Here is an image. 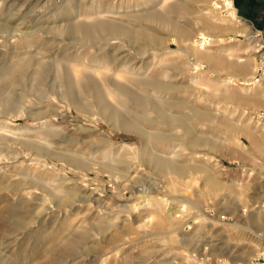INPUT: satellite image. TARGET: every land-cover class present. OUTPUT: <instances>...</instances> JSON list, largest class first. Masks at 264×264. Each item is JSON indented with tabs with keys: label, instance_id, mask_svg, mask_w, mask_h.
<instances>
[{
	"label": "rangeland",
	"instance_id": "374dc122",
	"mask_svg": "<svg viewBox=\"0 0 264 264\" xmlns=\"http://www.w3.org/2000/svg\"><path fill=\"white\" fill-rule=\"evenodd\" d=\"M25 1L0 0V71L18 52L30 64L3 88L12 104L0 103V264H45L52 244L48 240L55 235L59 242L74 227L90 237L71 256L58 257L57 264H252L264 256V92L256 91L259 81L242 83L255 72L262 82L264 34L243 16L240 0H231L232 6L225 0H163L161 8L149 0H102L104 8L118 11L109 17L143 28L160 41L152 43L155 49L144 48L141 41L133 44L146 49L144 56L104 46L99 58L113 57L114 66L120 63L118 68L137 74L150 64L157 69L152 78L180 85V96L196 98L201 91L204 102L207 93H216L211 109L222 125L208 123L209 133H204L206 124L196 125L212 144L193 147L172 141L164 148L102 112L105 106L144 125L130 100L122 106L105 89L107 81L120 80L133 92L139 90L137 82L111 70L98 79L69 67L73 54L91 64L98 57L81 46L89 41L71 28L55 29L70 26L72 6L82 0H37L30 6ZM150 11L163 12L178 29L148 20ZM200 32L209 40L205 56L215 66L211 88L202 77L179 69L193 52L186 39L198 42ZM22 33L40 39L29 45L25 37L19 39ZM175 40L182 41L184 50H178ZM39 60L48 66L42 81L34 73ZM143 60L147 63L141 67ZM119 96L124 99L122 92ZM147 146L166 157L178 148L175 161L202 164L205 171L184 177L157 172L145 158ZM36 147L42 151L37 153ZM206 173L216 177L217 189L205 183ZM159 197L167 199L162 209L146 202L156 203ZM2 215L10 221L5 223ZM22 215L34 223L15 229ZM98 225L104 233L92 230ZM85 228L88 233L80 232ZM114 234L118 237L110 243Z\"/></svg>",
	"mask_w": 264,
	"mask_h": 264
},
{
	"label": "bare ground",
	"instance_id": "6f19581e",
	"mask_svg": "<svg viewBox=\"0 0 264 264\" xmlns=\"http://www.w3.org/2000/svg\"><path fill=\"white\" fill-rule=\"evenodd\" d=\"M83 1H85V2H83ZM150 1L154 2L153 7H155V8L158 6H159V8L164 6L162 4L163 0H149V2ZM225 1H227L226 6H232L231 0H225ZM38 2L39 1H37V0H26L25 1V3H28V6H30L31 4H37ZM103 5L104 4L102 3V0H82V1H79V3L77 5L73 4V6H72L74 14L69 19L70 20V22H69L70 26H68V25L63 26V27L57 26L55 29H57L58 31H63V30H65V27L71 28L72 32L74 34L76 33V35H78L80 37V39L89 41L88 43L84 42L83 45H81V46L82 47L87 46L88 48L91 49L92 52H95V55H98L97 60H96L97 62L95 64H91V63H87V62H79L80 60L78 58H73L74 54L72 55V57L70 56L71 58L69 61H71V62H70L69 67L72 69L73 72L74 71H80L84 75L87 74V72H89L94 77H97L99 79L101 76L103 78V75L105 76L106 75L105 73L108 74V71L111 70L110 72H113V74L115 76L119 73L127 75L126 78L137 82V84L140 86L139 90L132 92V91H129L127 89L128 87H126V84H124L123 82H120V80H113V81L109 80L106 82L107 86L105 87V89H106V94H108V95H110V94L114 95V93H115L116 96L114 95V97L116 98L117 102L120 105L123 104L122 102H124V100H130L132 102L133 106L136 108V110H140V111H135V112L139 113V114H137V116L140 119L144 120V123H145L144 125L139 123L135 119H129V118H125V117L121 118L117 111H108V109L105 106H101L102 112L103 111L106 112L105 118L113 121L114 124H116L122 128H125L129 131H134V132L138 133L141 137H143L146 140L153 139L154 142L157 141L158 143H160L159 147H162V148H164L162 145H166L168 142H172V141H178L181 143L180 145L190 144L193 147L201 146V145H209L211 143L210 137L204 136L202 133H199L197 131L196 125H199V124L205 125L206 124V127H207L208 123H211V124L220 123L222 125V122L217 119L215 112L211 109L212 103L214 104V100L212 98L216 95V93H211V92L207 93V96H206L207 100H205L204 102L200 101L201 96H202V93L200 90H199L200 92H198L199 95H197L196 98L192 97L190 95L188 97L183 96V95L180 96L179 95L180 88H181L180 85H177L172 81H166V80H160L157 78H152L154 75L157 74L156 73L157 69H152V65H150V64L148 66H145L144 71H143L144 73L137 74L135 72H130L126 68V66L122 67V68H118L119 67L118 65L120 63L118 65L116 63V66H114L115 64H114V60L112 59L113 57L111 58L110 56H107L104 58H99V57H101L100 51L104 48V46L106 47V46H112L113 45V48H115L116 50L126 51L125 55H130L134 51L133 53H135L137 56H140V55L144 56L146 53V49H141V47L139 45L135 46L133 44H136L139 41H141L144 48H148L149 46H151V49H155V47H153L152 43H154V42L158 43L160 41V39H158L155 35L149 33L148 31L142 30L143 28L142 29L132 28V27H129V26L122 24L120 21H118L114 18L109 17L108 13L113 14V13H118V11H116V7H114V6H108V7L106 6L104 8ZM172 9H174V8L172 7ZM89 17H92V18L88 20L87 18H89ZM147 19L150 21L160 22V23H162V25L168 26L174 30L178 29L177 24L172 19H170L166 14H164L163 12L150 11L147 15ZM63 23H65V22L63 21ZM182 29H184V28H182ZM29 33H35V31L29 32ZM22 35L23 36H20L19 39H22L23 37H25L24 41L27 42V44L29 43V45H32L35 41L37 42V40L40 39L39 37L30 35V34L24 35L22 33ZM206 38H207L206 35L204 33L200 32L198 42L191 39V38L186 39L187 41H189L191 43V47H192L191 50L193 52H191L192 53L191 55L187 56L186 64L182 67H179V69L181 71H185V72L186 71L192 72V73H194V75L196 77H202L201 79H203L204 86H206L207 88H211V87L215 86L214 85L215 81H213V79L211 78L210 73L214 72L213 67H215V66L213 63L214 61L211 60V57L205 56V53H206L205 51L208 47L207 44L209 43L208 42L209 40L207 41ZM95 39H97L99 41V44L94 43ZM15 41H16V39H15ZM16 42H17V44L22 43V40H18ZM172 42H173V40H172ZM175 42L178 44L177 45L178 50H184L182 47V41L175 40ZM41 44H44V43H41ZM72 45L75 46V44H72ZM125 47H128V49L127 48L124 49ZM169 47L170 46H168V44H167V48H169ZM79 48L80 47L77 46L76 51H79V50H77ZM131 49L133 51H131ZM185 50H187V49L185 48ZM73 52H75V51H73ZM13 57H14L13 58L14 60L12 59L13 61L11 63H9L8 65L7 64L4 65L3 68L1 67V71H0V103L8 105V106H10L12 104V98L3 96V92H2L3 88L5 87L6 83H8V84L14 83L17 80V77L20 76L26 70V68L28 69V67H26V66H28V64H29V59L23 58V55H21V52L13 54ZM24 57H26V56H24ZM133 57H135V56H133ZM115 58H116V56H115ZM212 58H213V56H212ZM145 63H147V62H145V60H143V61H141V64H139V65H141V67H143ZM35 64L38 65V68L35 69V71H34L35 78L39 79V81H42L43 77L46 76L45 72H46V69L48 67L47 63L39 60ZM60 64L61 63H59V64L57 63V68H56L57 69L56 70L57 78H61V76H62L61 75V69L62 68H61ZM162 64H165V61L162 62L161 65ZM250 64L252 65V63H250ZM135 65H133V66L135 67ZM161 65H159V66H161ZM251 65H249V66L252 68ZM134 67H133V69H135ZM250 67H248V68L246 67L247 70ZM133 69H132V71H133ZM145 69L146 70L148 69V71L146 72ZM254 74L255 75H253L250 79H244V81L242 83H244V85H250V84L254 83L255 81H259L258 85L256 87V91L257 92H264V77L262 78V82H261V80H259V79L257 80L256 72ZM263 74H264V72H263ZM74 78H75V75H74ZM81 78L83 79V77H81ZM76 80H78V79H76ZM227 81L233 82V79L231 77H229V79ZM78 82H80V81L78 80ZM230 84L231 83H229V85ZM147 86H149L150 88H148ZM182 87H183V85H182ZM210 91H212V90H210ZM119 92H122L124 99L119 96ZM236 98H238V97H236ZM238 99H240V98H238ZM196 100H199V103ZM75 102L77 104H81L80 102L78 103V101H75ZM233 102H234V99H233ZM237 102H239V100ZM238 105H240V104H238ZM152 114H154V116H152ZM166 127H172L174 129H177V130L179 129L180 131H182V133L180 134L178 131H168L166 129ZM209 131H212V126L207 127V129L205 130L204 133H209ZM261 142H262V140H261ZM259 145H261V143H259ZM188 147L191 148L190 146H188ZM208 149H210V148H208ZM177 150H179V149L178 148L174 149L171 152V156H168V157H166L164 155L158 156L155 153L154 149L149 147V146H147V148L144 152H145V158L149 162V165H151V167L154 168V170H156L157 172H160V173H165V174L166 173H169V174L172 173L178 177H184V176L190 175L192 173H199V172L205 171L202 164H198V163L185 164L182 162L175 161L174 158L178 154ZM41 151H42V149L37 148V153H40ZM215 178L216 177H214L212 174L206 173L204 176V181L208 186H211L214 189H217V186H218L217 182L218 181H216L217 179H215ZM159 198H161V197H159ZM165 201H167V199L161 198L156 203H152L149 199H146V202L149 205L153 204L154 206H157L161 209H162ZM16 208L18 209V207H16ZM172 213H174V212L172 211ZM23 215L18 216V220L14 222L15 229L17 227L18 228L22 227V229H23V226L25 227L26 224L31 223V222H32L31 224L34 223L33 220L32 221L26 220L27 217H25ZM1 220H3L5 223H7L8 221H10V218L8 216L2 215ZM31 224H28L26 227H28L29 225L31 226ZM68 230H69V228H65L62 231L66 232ZM89 230L90 229L85 228V229H83V231H80V230L79 231L88 233ZM92 230H95L97 234L104 233L103 232L104 227L102 225H98V227H94V228H92ZM260 234L261 233L258 232V235H260ZM54 236L55 235H53V237L48 240V241H51L52 244L50 245L48 250H46L47 255L49 254L48 256H50V257H49V259H47L48 261H46L45 264H57L60 260L59 258L61 257V255L71 253L70 251H72V249H74V248L77 249L76 247H79L81 243L88 240L89 234L83 236L82 234L77 233L76 227H74L70 231H68L67 234L63 235V237L61 236V238L59 239V242H57V239L59 237H54ZM117 237H118V235H115V234L112 235L109 238V242L110 243L115 242ZM69 256H71V255L69 254ZM261 258H264V256H261V257L255 259L253 262H256L257 260H259Z\"/></svg>",
	"mask_w": 264,
	"mask_h": 264
},
{
	"label": "crops",
	"instance_id": "0c3cea01",
	"mask_svg": "<svg viewBox=\"0 0 264 264\" xmlns=\"http://www.w3.org/2000/svg\"><path fill=\"white\" fill-rule=\"evenodd\" d=\"M238 7L243 16L254 22L264 34V0H240Z\"/></svg>",
	"mask_w": 264,
	"mask_h": 264
},
{
	"label": "built area",
	"instance_id": "2783aa9c",
	"mask_svg": "<svg viewBox=\"0 0 264 264\" xmlns=\"http://www.w3.org/2000/svg\"><path fill=\"white\" fill-rule=\"evenodd\" d=\"M252 264H264V258H261L257 260L256 262H253Z\"/></svg>",
	"mask_w": 264,
	"mask_h": 264
}]
</instances>
